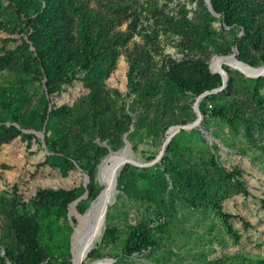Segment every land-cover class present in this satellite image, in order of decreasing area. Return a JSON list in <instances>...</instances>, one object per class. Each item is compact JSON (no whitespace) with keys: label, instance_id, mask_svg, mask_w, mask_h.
<instances>
[{"label":"rangeland","instance_id":"374dc122","mask_svg":"<svg viewBox=\"0 0 264 264\" xmlns=\"http://www.w3.org/2000/svg\"><path fill=\"white\" fill-rule=\"evenodd\" d=\"M90 1L99 9H107L110 4L114 30L131 34L123 48L124 55L142 60L145 54L156 70L167 72L169 66L184 60H205L209 56L212 52L210 41L194 44L193 49L187 46L192 30L201 24L211 32L210 40L230 47L231 54L223 56L236 54L239 59L236 39L242 40L243 29L227 25L220 14L212 11L207 0H204L205 6L202 0ZM254 1L263 11L258 17L257 32L245 39L246 56L261 65L264 63V0ZM29 13L18 7L17 0H0V54L14 52L11 68L0 67V88L21 91L27 97L26 109L32 110L41 103L47 89L45 79L32 75L36 72L31 59L34 48L26 50L21 44L22 37L30 43L28 36L32 31L26 17ZM223 56H212L209 64L212 75L222 77L213 64L216 58ZM224 67L233 72L235 86L226 93L223 90L202 98L199 102L201 126L173 136L162 159L171 160L177 171L167 173L164 181H157V177L161 170L169 167L168 161L147 165L159 156L170 130L182 125L170 124L180 118L175 116L179 110L177 104L186 103L188 108V113L181 111V117L190 114L189 109H192L197 119V99L189 92H179L171 109L163 115L160 94L146 104L129 88L120 89V96H116L117 107L128 115L124 122L129 128L122 136L124 146L114 151L107 142L97 140L98 145L108 148L109 152L98 163V156L93 155L86 164L91 168L96 163L95 185L100 192L104 188L100 182L102 165L111 153L120 152L128 145L139 164L126 163L118 170L116 198L107 206L102 232L87 251L83 264L100 259H113L114 264H264V87L257 84L264 75L252 77L229 65H222L221 70ZM221 109L232 122L218 115ZM4 114L7 116V111ZM5 130H10V134L1 141L0 191L18 185L19 190L6 198L14 202L23 218L36 220L43 216L31 200L39 187L65 186L84 192L90 179L87 181V173L80 165L72 171L63 164L57 167L48 164L53 153L46 147L45 131L41 132L44 133L42 138L40 132L23 128L10 118L0 122V132ZM178 171L184 174V179L177 175ZM120 176L123 177L121 185ZM14 193L22 198L13 197ZM87 197L86 191L80 198L85 201ZM190 199L198 200V207L192 205ZM93 202L84 213L78 209L80 201L77 204L74 201L72 215V203L65 216L58 217L53 209L52 216L48 213L53 226L49 236L52 243L55 240L58 244L65 243L72 229L71 252L66 260L56 254L42 264L49 260L51 264H75L73 252L78 216L84 215ZM225 214H228L232 229L226 223ZM5 223L6 215L0 209V264H13L3 246ZM138 226L148 230L155 245L141 254H126V238L131 229ZM96 254L100 257L89 258Z\"/></svg>","mask_w":264,"mask_h":264},{"label":"trees","instance_id":"16d2710c","mask_svg":"<svg viewBox=\"0 0 264 264\" xmlns=\"http://www.w3.org/2000/svg\"><path fill=\"white\" fill-rule=\"evenodd\" d=\"M256 3L254 0H211L214 11L224 18L227 25L238 26L244 31L242 40L236 39L239 60L258 67L262 65L260 62L246 56L245 44V39L257 32L258 17L263 11L262 6H256ZM17 5L31 12L26 16L27 25L32 31L28 36L30 43L22 37L21 44L26 50L34 48L31 59L36 74L32 75L46 80L47 92L38 106L27 110V97L21 91L0 88V122L10 118L23 128L45 131L46 147L53 153L48 164L54 167L63 164L72 171L77 170L78 164L90 179L83 193L78 188L65 186L56 189L39 187L31 198L36 209L43 214L36 220L23 218L19 208L14 207V202L6 198L19 190L18 185L0 191V209L6 215L3 246L7 257L13 264H42L56 254L66 260L71 252L72 229H69L63 244L56 243V240L52 243L49 239L53 232L50 220L52 209L59 214L58 217L65 216L67 207L87 191V200H80L78 204L79 211L84 213L100 194L101 189L95 185L96 163L91 168L86 164L90 163L93 155L98 156V163L109 152L108 148L100 147L97 140L107 142L114 151L124 146L122 136L129 128L124 122L128 115L117 107L116 96H120V89L129 88L139 101L146 104L160 94L161 111L163 115L167 114L179 92H189L191 97L198 99L223 85L221 76L210 73L209 64L213 55H229L231 49L225 48L219 41L210 40L211 32L206 25L201 24L192 30L187 46L193 49L191 46L194 44L197 46L204 40L210 41L212 52L209 56L205 60H184L176 66H169L167 72L160 71L153 67L145 54L142 60L124 55L123 48L131 34L114 30L110 4L107 9H99L90 0H17ZM202 5L205 6L204 0ZM13 54L12 51L0 54V67L5 65L11 68ZM225 70L229 74V81L224 93L236 84L233 72L228 68ZM257 84L264 87V77L258 79ZM177 105L179 110L175 116L180 118L170 124L184 125L195 121L196 115L192 109H189L190 114L180 116L183 110L188 113L186 103ZM200 109L203 112L202 105ZM6 111L7 116L4 114ZM218 115L232 122L223 109L219 110ZM7 134H10V130L0 132V147ZM29 136L37 137L36 134ZM165 161L169 162V167L161 170L157 181H164L167 173L177 171L171 160L163 158L162 162ZM177 175L184 179L181 171ZM122 183L123 177L120 176L119 185ZM174 187L176 189L177 184ZM13 197L22 198L17 193ZM197 201L190 199L195 207L200 203ZM225 218L232 229L228 214H225ZM55 225L59 227L58 223ZM154 245L155 239L148 230L138 226L129 232L124 252L141 254ZM99 257L97 254L89 255L90 259Z\"/></svg>","mask_w":264,"mask_h":264},{"label":"bare ground","instance_id":"6f19581e","mask_svg":"<svg viewBox=\"0 0 264 264\" xmlns=\"http://www.w3.org/2000/svg\"><path fill=\"white\" fill-rule=\"evenodd\" d=\"M222 65H229L234 69L240 70L243 73L252 77L264 75V65L251 68L250 66L240 62L235 56H223L218 57L214 61L213 67L216 71L223 72ZM178 128H173L169 132L171 137L175 135ZM126 163L139 164L137 163L127 145L120 152L111 153L107 161L102 165L100 173V182L103 185V191L100 196L93 202L92 207L84 214L78 216L79 225L75 230V241H74V263L83 264L87 251L90 247L98 240L104 225V214L108 205L112 204L116 198V175L120 167ZM143 166V164H140ZM139 166V165H138ZM75 203L70 205V214L74 213ZM106 263L110 264L109 259H100L94 261V263Z\"/></svg>","mask_w":264,"mask_h":264},{"label":"water","instance_id":"95a60500","mask_svg":"<svg viewBox=\"0 0 264 264\" xmlns=\"http://www.w3.org/2000/svg\"><path fill=\"white\" fill-rule=\"evenodd\" d=\"M207 2H208V4H209V6H210V8L212 9V11L216 14V15H218L215 11H214V9H213V7H212V4H211V0H207ZM233 56H235L236 57V54H233ZM237 58V57H236ZM237 60H239V59H237ZM240 61V60H239ZM240 62H242V61H240ZM244 64H246L245 62H243ZM248 65V64H247ZM264 65V63L261 65V66H263ZM248 66H250V65H248ZM260 66V67H261ZM251 67V66H250ZM223 72L224 73H221L222 74V77H223V85L220 87V88H217V89H215V90H213V91H211V92H207V93H205V94H203L202 96H200L197 100H196V103H195V111H196V113H197V119L194 121V122H191V123H188V124H185V125H179V126H177L178 127V131L176 132V133H178V132H180V131H182V130H191V129H194V128H197V127H200L201 126V123H202V115H201V112H200V110H199V102H200V100L202 99V98H204L206 95H208L209 93H214V92H221V91H223L225 88H226V86H227V84H228V78H229V75H228V73L224 70V68H223ZM245 74V73H244ZM175 133V134H176ZM42 138H44V133H38ZM174 136V135H173ZM173 136H171V137H168L167 138V141L165 142V144H164V147H163V149L161 150V152H160V154H159V156H157L156 157V159L154 160V161H152V162H150L147 166H154L155 164H157V163H159L161 160H162V157H163V155H164V153L166 152V149H167V147H168V145H169V143H170V141H171V139L173 138ZM112 151V150H111ZM87 181H89V177H87ZM100 194H101V192H100ZM100 194L98 195V197L100 196ZM82 198H80L79 200H77L76 201V204L81 200ZM110 260V264H114V260L113 259H109ZM94 264H106V263H100V262H98V263H94Z\"/></svg>","mask_w":264,"mask_h":264}]
</instances>
